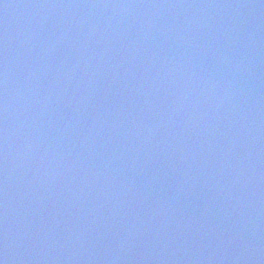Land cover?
Instances as JSON below:
<instances>
[{
  "label": "water",
  "instance_id": "water-1",
  "mask_svg": "<svg viewBox=\"0 0 264 264\" xmlns=\"http://www.w3.org/2000/svg\"><path fill=\"white\" fill-rule=\"evenodd\" d=\"M2 264H264V0H0Z\"/></svg>",
  "mask_w": 264,
  "mask_h": 264
},
{
  "label": "snow or ice",
  "instance_id": "snow-or-ice-1",
  "mask_svg": "<svg viewBox=\"0 0 264 264\" xmlns=\"http://www.w3.org/2000/svg\"><path fill=\"white\" fill-rule=\"evenodd\" d=\"M0 264H2V261H0Z\"/></svg>",
  "mask_w": 264,
  "mask_h": 264
}]
</instances>
